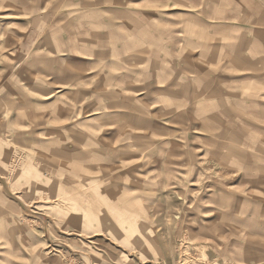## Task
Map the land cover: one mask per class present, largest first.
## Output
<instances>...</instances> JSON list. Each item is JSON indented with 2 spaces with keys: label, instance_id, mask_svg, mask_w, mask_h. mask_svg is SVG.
<instances>
[{
  "label": "rangeland",
  "instance_id": "1",
  "mask_svg": "<svg viewBox=\"0 0 264 264\" xmlns=\"http://www.w3.org/2000/svg\"><path fill=\"white\" fill-rule=\"evenodd\" d=\"M92 10V0H0V264H238L231 228L213 234L199 202L219 190L206 179H231L228 157L172 156L191 141L142 132L140 107L89 120L76 102L84 79L53 75L54 56L36 53L30 21ZM55 83L74 92L55 94Z\"/></svg>",
  "mask_w": 264,
  "mask_h": 264
},
{
  "label": "crops",
  "instance_id": "2",
  "mask_svg": "<svg viewBox=\"0 0 264 264\" xmlns=\"http://www.w3.org/2000/svg\"><path fill=\"white\" fill-rule=\"evenodd\" d=\"M92 5L91 12L73 17L30 21L36 53L54 56L59 72L53 75L84 79L76 88L82 101L76 102L91 108L89 120H99L102 111L140 107L147 114L142 132L163 141L171 136L174 145L191 141L187 149L173 148L172 156L228 157L220 166L231 179H206V188L219 190L207 188L199 202L214 223L213 234L231 228L228 252L236 253L238 264H264V0ZM52 89L63 96L74 92L60 83ZM208 140L227 145L217 152ZM195 141L207 148L193 146ZM173 167L182 172L181 165ZM183 168L197 171L191 162ZM188 183L196 190L197 174ZM181 184L178 179L170 187Z\"/></svg>",
  "mask_w": 264,
  "mask_h": 264
}]
</instances>
